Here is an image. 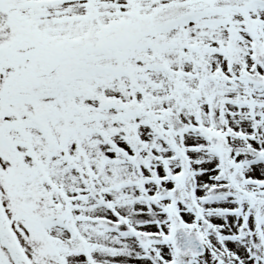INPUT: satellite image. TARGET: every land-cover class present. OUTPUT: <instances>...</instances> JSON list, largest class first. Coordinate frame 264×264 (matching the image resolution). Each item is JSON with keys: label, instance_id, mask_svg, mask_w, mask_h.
Returning a JSON list of instances; mask_svg holds the SVG:
<instances>
[{"label": "snow or ice", "instance_id": "1", "mask_svg": "<svg viewBox=\"0 0 264 264\" xmlns=\"http://www.w3.org/2000/svg\"><path fill=\"white\" fill-rule=\"evenodd\" d=\"M0 264H264V0H0Z\"/></svg>", "mask_w": 264, "mask_h": 264}]
</instances>
